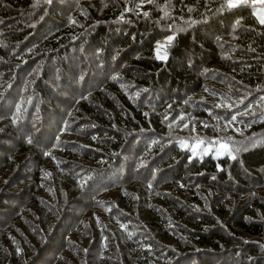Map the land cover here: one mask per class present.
Returning a JSON list of instances; mask_svg holds the SVG:
<instances>
[{
  "label": "trees",
  "instance_id": "obj_1",
  "mask_svg": "<svg viewBox=\"0 0 264 264\" xmlns=\"http://www.w3.org/2000/svg\"><path fill=\"white\" fill-rule=\"evenodd\" d=\"M0 264H264L249 2L0 0Z\"/></svg>",
  "mask_w": 264,
  "mask_h": 264
},
{
  "label": "rangeland",
  "instance_id": "obj_2",
  "mask_svg": "<svg viewBox=\"0 0 264 264\" xmlns=\"http://www.w3.org/2000/svg\"><path fill=\"white\" fill-rule=\"evenodd\" d=\"M248 2L251 4L254 13L259 19L261 13H264V3H258L256 2V0H248ZM166 39L168 41L169 36L160 39V41L156 43L155 47H156L157 56L159 58L162 57L164 58L165 52L163 46L166 42ZM182 141L184 145L185 144L189 145V149L196 155L212 154V156L214 157H219L224 154H231L229 150V146L225 142H221V141L215 142L216 140H211L209 143L202 144L199 141H193L190 143L188 139H182ZM222 145L226 147H222Z\"/></svg>",
  "mask_w": 264,
  "mask_h": 264
},
{
  "label": "snow or ice",
  "instance_id": "obj_3",
  "mask_svg": "<svg viewBox=\"0 0 264 264\" xmlns=\"http://www.w3.org/2000/svg\"><path fill=\"white\" fill-rule=\"evenodd\" d=\"M256 2L258 3H264V0H256ZM248 3V0H227V7L229 8H234V7H237V6H240L242 4H247ZM259 22L261 24H264V13H261L260 17H259ZM172 37H169V40H171ZM222 147H226V146H223Z\"/></svg>",
  "mask_w": 264,
  "mask_h": 264
}]
</instances>
